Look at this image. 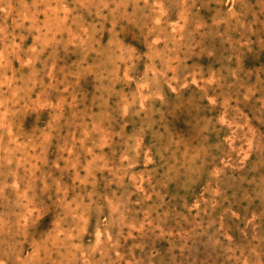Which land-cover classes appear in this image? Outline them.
Listing matches in <instances>:
<instances>
[{
  "label": "rangeland",
  "instance_id": "obj_1",
  "mask_svg": "<svg viewBox=\"0 0 264 264\" xmlns=\"http://www.w3.org/2000/svg\"><path fill=\"white\" fill-rule=\"evenodd\" d=\"M0 264H264V0H0Z\"/></svg>",
  "mask_w": 264,
  "mask_h": 264
},
{
  "label": "bare ground",
  "instance_id": "obj_2",
  "mask_svg": "<svg viewBox=\"0 0 264 264\" xmlns=\"http://www.w3.org/2000/svg\"><path fill=\"white\" fill-rule=\"evenodd\" d=\"M14 46V45H13Z\"/></svg>",
  "mask_w": 264,
  "mask_h": 264
}]
</instances>
